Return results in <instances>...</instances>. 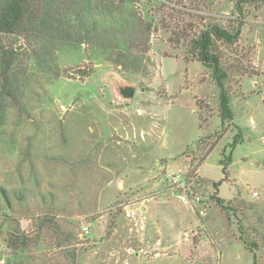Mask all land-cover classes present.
I'll return each instance as SVG.
<instances>
[{
    "label": "rangeland",
    "instance_id": "374dc122",
    "mask_svg": "<svg viewBox=\"0 0 264 264\" xmlns=\"http://www.w3.org/2000/svg\"><path fill=\"white\" fill-rule=\"evenodd\" d=\"M103 11L91 15L112 30L111 53L58 44L37 58V43L3 36L28 80L0 111V264H264V1L114 0ZM241 22L236 44L218 43L234 113L223 122L190 43ZM134 25L141 44H116ZM126 50L141 70L118 65Z\"/></svg>",
    "mask_w": 264,
    "mask_h": 264
},
{
    "label": "trees",
    "instance_id": "16d2710c",
    "mask_svg": "<svg viewBox=\"0 0 264 264\" xmlns=\"http://www.w3.org/2000/svg\"><path fill=\"white\" fill-rule=\"evenodd\" d=\"M96 1V2H95ZM254 3H261L264 0H252ZM114 0H0V111L4 101L11 99L19 101L23 92L27 77H19L16 71V55L14 48L6 46L3 36L6 34L25 36L26 40L33 46L37 58L48 57L53 54V50L59 45L80 46L81 44L89 45L93 50L102 53H111L118 50L115 43L109 40L111 36L110 28L102 26L100 20L91 15L94 7L100 13L103 10L113 9ZM239 12L242 8L237 3ZM149 28V27H148ZM146 29L149 31L150 29ZM242 29V22L238 26L223 27L219 24H211L202 30L198 36L191 40V52L196 58L211 71L212 77L217 82L220 89L219 94V115L223 122L233 119L234 113L231 107V97L226 88V79L228 72L223 66L222 56L219 52L218 43L226 45L236 44ZM141 29L134 25L130 30V37L117 39L116 44L128 46L130 49L135 48L138 40L143 35ZM149 34V33H148ZM136 35V36H135ZM115 39V36H112ZM120 46V45H119ZM122 49V48H121ZM128 49V48H127ZM114 57L118 65L126 69L132 68L141 70L140 59L132 55V50H126L125 53L118 52ZM48 59V58H47ZM241 135L237 134L231 147L241 141ZM240 140V141H239ZM227 165L232 161V153L221 160ZM219 182H215L216 187ZM217 204L224 208L225 201L215 196ZM12 245L16 246L20 242H26L19 235L13 234ZM250 246H256V243H249ZM251 246V247H252Z\"/></svg>",
    "mask_w": 264,
    "mask_h": 264
},
{
    "label": "built area",
    "instance_id": "2783aa9c",
    "mask_svg": "<svg viewBox=\"0 0 264 264\" xmlns=\"http://www.w3.org/2000/svg\"><path fill=\"white\" fill-rule=\"evenodd\" d=\"M251 122L254 123V120L251 119ZM172 177L173 183L174 185H177L179 187L180 192H182L180 194V198L183 200L188 201L189 200V194L187 192V183L184 179L180 178L177 175H170ZM133 214V212L131 213L130 211L127 212L128 216H131ZM84 231L85 232H89V227H84Z\"/></svg>",
    "mask_w": 264,
    "mask_h": 264
},
{
    "label": "water",
    "instance_id": "95a60500",
    "mask_svg": "<svg viewBox=\"0 0 264 264\" xmlns=\"http://www.w3.org/2000/svg\"><path fill=\"white\" fill-rule=\"evenodd\" d=\"M122 93L125 97L130 98L135 94V87L126 86L124 89H122Z\"/></svg>",
    "mask_w": 264,
    "mask_h": 264
}]
</instances>
